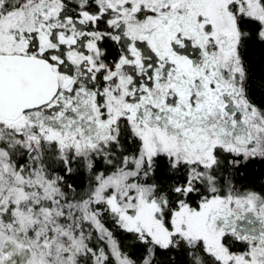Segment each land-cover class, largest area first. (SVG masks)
Instances as JSON below:
<instances>
[{"label": "snow or ice", "instance_id": "obj_1", "mask_svg": "<svg viewBox=\"0 0 264 264\" xmlns=\"http://www.w3.org/2000/svg\"><path fill=\"white\" fill-rule=\"evenodd\" d=\"M0 264H264V0H0Z\"/></svg>", "mask_w": 264, "mask_h": 264}]
</instances>
